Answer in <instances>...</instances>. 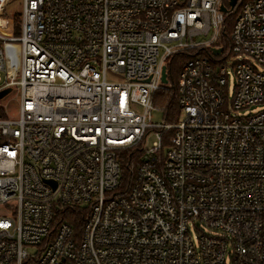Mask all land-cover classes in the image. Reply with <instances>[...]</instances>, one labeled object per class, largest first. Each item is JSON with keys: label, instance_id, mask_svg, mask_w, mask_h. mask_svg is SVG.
<instances>
[{"label": "built area", "instance_id": "built-area-1", "mask_svg": "<svg viewBox=\"0 0 264 264\" xmlns=\"http://www.w3.org/2000/svg\"><path fill=\"white\" fill-rule=\"evenodd\" d=\"M222 5L22 0L19 34L0 32V92L19 93L17 117L0 109V264H264V0ZM185 52L183 117L156 122ZM125 152L140 158L124 188Z\"/></svg>", "mask_w": 264, "mask_h": 264}, {"label": "trees", "instance_id": "trees-1", "mask_svg": "<svg viewBox=\"0 0 264 264\" xmlns=\"http://www.w3.org/2000/svg\"><path fill=\"white\" fill-rule=\"evenodd\" d=\"M225 5H228L229 0H224ZM239 12L237 8L236 12L233 15H228L226 18L224 34L221 38L222 43H228L227 36L234 24L236 15ZM16 34H19V25L15 27ZM191 56V52L179 53L173 55L171 58L168 70L170 75L171 87L159 91L155 98L154 104L163 102V109L165 110V121L173 119L175 113L180 109L179 105V92H178V83H177V74L180 73L182 66ZM169 122V121H167ZM168 142V134L164 137V145ZM130 155V157H129ZM140 154L139 153H124L122 157V176H121V187H127L131 184L134 178L135 171L139 163ZM63 218L66 221H69L74 227L79 231L83 225L85 219V213L81 209H72L64 211Z\"/></svg>", "mask_w": 264, "mask_h": 264}, {"label": "rangeland", "instance_id": "rangeland-1", "mask_svg": "<svg viewBox=\"0 0 264 264\" xmlns=\"http://www.w3.org/2000/svg\"><path fill=\"white\" fill-rule=\"evenodd\" d=\"M0 3L5 7V16L9 18L13 24L15 22V27L17 24V18L19 16V13L22 11V0H0ZM12 24V26H13ZM0 32L4 35L11 36L16 35V31L14 26L11 27L9 30H0ZM19 43L15 41L3 43V51L5 54V57L8 61V65H11V67H16L20 58L19 54ZM2 79L5 80L6 78V72L2 71L1 73ZM108 79L110 81H117L119 80V77L109 73ZM177 83H179V74H177ZM234 86H235V78L233 75L230 76L229 79V95L230 97L233 95L234 92ZM156 106V109L153 111V120L156 122H163L165 121V110L163 109V102L154 104ZM0 109L3 113H5L8 117H17L18 109H19V93L16 89L8 90V93L5 97H3L0 100ZM259 107H253V111H257ZM182 113L179 109L176 113L173 119L167 120L170 123H177L181 121L182 119ZM155 137H151L148 142V147L152 146V143L154 141ZM167 149V146L165 147ZM195 232V230H194Z\"/></svg>", "mask_w": 264, "mask_h": 264}, {"label": "water", "instance_id": "water-1", "mask_svg": "<svg viewBox=\"0 0 264 264\" xmlns=\"http://www.w3.org/2000/svg\"><path fill=\"white\" fill-rule=\"evenodd\" d=\"M237 2H238V0H229V3H228V4H229V6H230L231 8H234V7L236 6ZM221 10L224 11V12H226V11H227L226 6H225V5H222ZM219 51H220V50H217L216 52H219ZM163 82H164V83H167V78H166V71H165V69H164V71H163ZM8 90L10 91L11 89L8 88V89H5V90H3V91L0 92V100H1L3 97L6 96V94L8 93Z\"/></svg>", "mask_w": 264, "mask_h": 264}]
</instances>
